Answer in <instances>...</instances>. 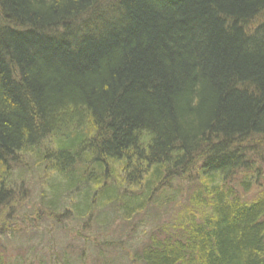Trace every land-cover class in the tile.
Returning <instances> with one entry per match:
<instances>
[{"label": "trees", "instance_id": "16d2710c", "mask_svg": "<svg viewBox=\"0 0 264 264\" xmlns=\"http://www.w3.org/2000/svg\"><path fill=\"white\" fill-rule=\"evenodd\" d=\"M262 152L264 0H0V208L27 155L152 215L139 264H264Z\"/></svg>", "mask_w": 264, "mask_h": 264}, {"label": "rangeland", "instance_id": "374dc122", "mask_svg": "<svg viewBox=\"0 0 264 264\" xmlns=\"http://www.w3.org/2000/svg\"><path fill=\"white\" fill-rule=\"evenodd\" d=\"M18 160L23 162L9 165L12 198L0 208V261L3 264H123L126 261L139 264L132 253L142 246L149 228L156 225L152 215L144 211L133 221L116 218L119 203L98 205L92 213L85 195L79 197L68 189L61 177H52L43 167L39 171L34 157L19 155ZM259 163L264 174V152ZM179 177L185 178L181 171ZM181 178L169 181L170 185L182 188L185 181ZM258 186L254 183L252 188L256 190ZM67 192L72 193L74 212H88L86 220L77 222L67 203L58 205ZM111 193L106 192L104 198L108 199ZM90 216L93 218L87 220ZM92 220L98 227L102 226V231L95 230ZM131 229H135L134 233ZM111 243H116L114 247L118 250L107 249L105 245L112 246Z\"/></svg>", "mask_w": 264, "mask_h": 264}]
</instances>
